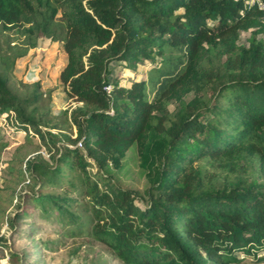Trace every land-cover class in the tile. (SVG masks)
Wrapping results in <instances>:
<instances>
[{"label":"trees","instance_id":"1","mask_svg":"<svg viewBox=\"0 0 264 264\" xmlns=\"http://www.w3.org/2000/svg\"><path fill=\"white\" fill-rule=\"evenodd\" d=\"M260 31L264 0H0V116L49 152L26 160L0 255L31 264L33 249L13 243L40 231L57 236L44 249L86 239L120 264H240L264 250ZM41 36L66 53L57 79L75 105L57 112L52 88L14 75ZM114 61L153 64L121 78ZM133 147L143 191L114 179Z\"/></svg>","mask_w":264,"mask_h":264},{"label":"rangeland","instance_id":"2","mask_svg":"<svg viewBox=\"0 0 264 264\" xmlns=\"http://www.w3.org/2000/svg\"><path fill=\"white\" fill-rule=\"evenodd\" d=\"M250 35L249 30H240L239 42L248 44ZM257 36L264 40V31L258 32ZM65 61L66 53L61 43L41 36L37 38L35 45L28 48L26 54L16 60L14 75L17 79H22L23 82L39 80L43 90L52 88L51 105L53 110L57 112L75 105L73 98H69L61 92V84L57 79L58 72ZM152 64L149 61L141 62L133 71L126 67L123 62L114 61L111 64V75H117L121 78L145 79ZM19 86L21 85L19 84ZM3 141H7L5 146H1ZM37 152L45 158H49L48 150L39 143L36 135L29 134L27 138L24 131H13L5 115L0 116V235L6 236L8 239L11 228L7 223L6 216L13 214L17 202L16 195L13 193L26 188L29 184V175L25 164L27 158ZM19 168L22 169V174L18 173ZM113 171L115 181L123 187L143 191L147 186V176L140 165L136 147L126 152L123 158V166L120 169L113 168ZM42 237L54 238L57 236L54 231H40L35 234L33 240L31 237L20 236L15 239L13 244L15 248L24 247V251L28 248L33 249L34 259H32L31 264H120L118 259H115L97 242L66 237L57 247L52 246V249H44L40 246ZM8 239L7 243L9 244L10 240ZM8 252V247L4 246V254L0 255V264H14ZM263 252L264 250L260 249L256 255H247L242 252L237 254L241 257L240 264H264V262L256 260V257Z\"/></svg>","mask_w":264,"mask_h":264},{"label":"built area","instance_id":"3","mask_svg":"<svg viewBox=\"0 0 264 264\" xmlns=\"http://www.w3.org/2000/svg\"><path fill=\"white\" fill-rule=\"evenodd\" d=\"M252 1V0H251ZM106 89L109 90L110 89V86H106ZM78 145H80V142L77 143Z\"/></svg>","mask_w":264,"mask_h":264}]
</instances>
